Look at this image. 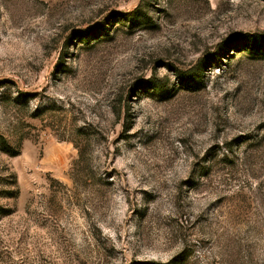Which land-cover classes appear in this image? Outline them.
I'll return each instance as SVG.
<instances>
[{
  "label": "rangeland",
  "instance_id": "1",
  "mask_svg": "<svg viewBox=\"0 0 264 264\" xmlns=\"http://www.w3.org/2000/svg\"><path fill=\"white\" fill-rule=\"evenodd\" d=\"M262 43L264 0H0V264H264Z\"/></svg>",
  "mask_w": 264,
  "mask_h": 264
},
{
  "label": "trees",
  "instance_id": "2",
  "mask_svg": "<svg viewBox=\"0 0 264 264\" xmlns=\"http://www.w3.org/2000/svg\"><path fill=\"white\" fill-rule=\"evenodd\" d=\"M251 41L252 40H249L248 42H251ZM248 44L249 43H246V45H244V46H248ZM259 45L260 44L258 42L252 41L251 44L249 45V47H250V49L252 48L253 50H255L257 52L259 50ZM261 46L264 47L263 43L261 44ZM178 73L180 74V77L181 78L185 77V78H187L186 80H188V82H191L195 86L198 85V82L195 81L196 80V77H197L196 76L197 73H187V72L186 73H183V74L180 73V72H178ZM182 80H184V79H182ZM155 88H157L156 85L153 86L152 89H155ZM0 152L13 154V153L10 152V150L8 148V144L6 143V141L2 140L1 137H0ZM13 196L14 195H4V197H13Z\"/></svg>",
  "mask_w": 264,
  "mask_h": 264
}]
</instances>
